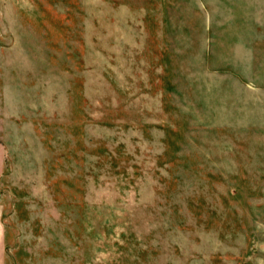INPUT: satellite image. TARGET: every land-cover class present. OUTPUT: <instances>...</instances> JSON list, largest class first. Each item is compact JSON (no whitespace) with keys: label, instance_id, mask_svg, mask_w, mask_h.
<instances>
[{"label":"rangeland","instance_id":"1","mask_svg":"<svg viewBox=\"0 0 264 264\" xmlns=\"http://www.w3.org/2000/svg\"><path fill=\"white\" fill-rule=\"evenodd\" d=\"M0 264H264V0H0Z\"/></svg>","mask_w":264,"mask_h":264},{"label":"crops","instance_id":"2","mask_svg":"<svg viewBox=\"0 0 264 264\" xmlns=\"http://www.w3.org/2000/svg\"><path fill=\"white\" fill-rule=\"evenodd\" d=\"M1 237V236H0Z\"/></svg>","mask_w":264,"mask_h":264}]
</instances>
